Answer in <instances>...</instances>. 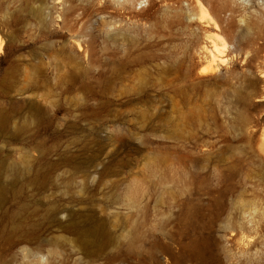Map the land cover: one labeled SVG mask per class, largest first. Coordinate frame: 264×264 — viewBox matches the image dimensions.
I'll return each mask as SVG.
<instances>
[{
	"label": "rangeland",
	"instance_id": "374dc122",
	"mask_svg": "<svg viewBox=\"0 0 264 264\" xmlns=\"http://www.w3.org/2000/svg\"><path fill=\"white\" fill-rule=\"evenodd\" d=\"M140 1L0 0V264H264V5L205 4L209 79L195 4Z\"/></svg>",
	"mask_w": 264,
	"mask_h": 264
},
{
	"label": "bare ground",
	"instance_id": "6f19581e",
	"mask_svg": "<svg viewBox=\"0 0 264 264\" xmlns=\"http://www.w3.org/2000/svg\"><path fill=\"white\" fill-rule=\"evenodd\" d=\"M121 1L122 3L135 2L141 4L140 0H115ZM195 4L196 8V22L201 25V29L205 36L204 45L201 47V57L199 63L203 65L201 71V77L215 79L219 75H224L228 73V66L230 64L229 54L231 51L226 52L227 43L224 41L220 32L217 30L216 26H211L209 24V15L207 13V7L205 4L209 3L208 0H190ZM245 4L257 3L259 5H264V0H238ZM214 6V3H213ZM218 7V4L214 6ZM86 52L85 46L82 42H77V50L74 52L75 55H80ZM259 70L260 81L264 82V70L262 65L257 66ZM255 83L250 82V85L253 86ZM258 100L264 101V87L261 89L260 94L258 95ZM1 123V118H0Z\"/></svg>",
	"mask_w": 264,
	"mask_h": 264
}]
</instances>
